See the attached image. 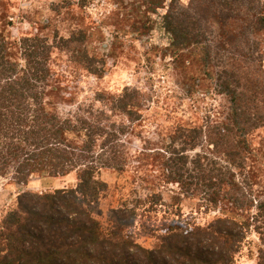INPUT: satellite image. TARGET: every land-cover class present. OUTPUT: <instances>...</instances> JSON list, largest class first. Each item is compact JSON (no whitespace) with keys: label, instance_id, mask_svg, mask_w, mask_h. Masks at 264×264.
I'll return each instance as SVG.
<instances>
[{"label":"trees","instance_id":"trees-1","mask_svg":"<svg viewBox=\"0 0 264 264\" xmlns=\"http://www.w3.org/2000/svg\"><path fill=\"white\" fill-rule=\"evenodd\" d=\"M141 1L149 5L147 14L163 12L168 50H200L213 93L228 104L223 120L212 123L207 116L201 126L176 124L145 138L143 130L151 128L144 114L148 100L128 86L118 94L95 92L89 104L62 117L54 102L61 95L53 71L58 53L70 52L91 75L103 72L81 48L85 34L13 38L0 14V181L18 187L14 206L0 223V264H234L250 231L258 235L264 264V192L254 190L255 163L264 147L253 143L257 131H264L263 48L256 40L264 34V5ZM138 29L152 30L149 15ZM133 135L142 144L135 151L128 147ZM156 136V142L150 140ZM131 158L137 168L158 172L157 190L177 186L170 204L177 207L176 217L184 199L195 198L208 211L227 204L245 219L215 217L201 227L165 216L153 221L145 213L163 206L157 192L122 202L102 223L99 204L106 184L99 176L103 170L125 172ZM73 173L71 186L41 192L29 187L35 178L65 179ZM136 227L155 239L154 246L137 242Z\"/></svg>","mask_w":264,"mask_h":264},{"label":"rangeland","instance_id":"rangeland-1","mask_svg":"<svg viewBox=\"0 0 264 264\" xmlns=\"http://www.w3.org/2000/svg\"><path fill=\"white\" fill-rule=\"evenodd\" d=\"M260 1L264 5V0ZM180 3L187 6L189 0H181ZM148 6L141 0H0V14H5L2 21L7 24V31L13 38L31 35L51 39L54 34L67 38L74 31L85 34L86 40L81 48L97 60L95 67L103 72L98 76L91 75L82 63L73 62L70 52L58 53L53 71L54 82L61 95L54 102L57 105L55 110L62 117L79 104H89L95 92L118 94L128 86L140 90L148 100L144 103L147 109L144 114L146 126L151 128L143 130L145 138L155 132L167 133L176 124L201 126L207 116L212 123L223 120L228 104L223 96L213 93V81L206 77V71H202L200 50L191 47L174 54L168 50L169 38L162 28L163 12L157 10L147 14ZM146 15H149L152 30L136 31ZM256 40L263 48L261 61L264 70V34ZM77 59L82 61L81 57ZM96 106L100 107L99 104ZM130 138L128 147L131 150L141 148L142 144L135 135ZM157 138L150 140L156 142ZM253 143L264 147V131H257ZM131 160L125 172L103 170L99 176L106 184L99 204L102 223H105L109 211L122 202L145 200L157 192L162 196L163 206H157L155 212L145 213L153 221L165 216L179 219L186 226L201 227L215 217L245 219L244 215L227 208V204L208 211L199 207L200 203L195 198L184 199L176 217L177 207L172 208L170 204L178 191L177 186L164 185L157 190L154 183L158 181V172L137 168L135 160ZM255 165L258 185L254 190L259 194L258 189L264 192V156ZM76 177L73 173L67 179L35 178L29 187L41 192L71 186L76 183ZM17 188L0 181V223L14 206ZM135 234L142 246H154L155 239L140 233L137 227ZM261 249L258 235L250 231L235 253L234 264H259Z\"/></svg>","mask_w":264,"mask_h":264},{"label":"crops","instance_id":"crops-1","mask_svg":"<svg viewBox=\"0 0 264 264\" xmlns=\"http://www.w3.org/2000/svg\"><path fill=\"white\" fill-rule=\"evenodd\" d=\"M65 179H67V178H65Z\"/></svg>","mask_w":264,"mask_h":264}]
</instances>
